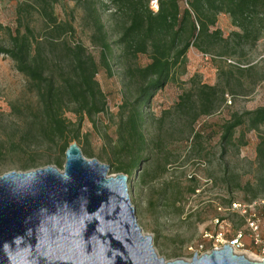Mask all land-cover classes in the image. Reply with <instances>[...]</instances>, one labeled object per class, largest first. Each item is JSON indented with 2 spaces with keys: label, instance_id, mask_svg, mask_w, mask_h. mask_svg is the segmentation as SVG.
<instances>
[{
  "label": "rangeland",
  "instance_id": "374dc122",
  "mask_svg": "<svg viewBox=\"0 0 264 264\" xmlns=\"http://www.w3.org/2000/svg\"><path fill=\"white\" fill-rule=\"evenodd\" d=\"M96 3L102 23L115 40L111 31L117 21L113 17L115 6L110 0H96ZM84 4L85 0H60L53 5V15L72 25L73 32L67 34L66 39L82 43L98 64L96 80L106 96L107 113L94 119L96 127L84 121L81 130L90 142V147L82 150L98 156L108 143L106 137L109 140L116 137V114L123 98L134 94L133 91L126 93L122 66L117 63V49L114 48L115 59L111 63L112 75L109 76L101 66L99 48L90 42L92 30L84 20ZM17 16H26L36 34H43L40 16L44 15L34 0H0V46H8V30H15ZM215 28L224 37L235 31L224 14L218 15ZM136 63L143 66L148 60L141 55ZM232 68L242 72L234 73ZM228 69L233 71L230 73L233 88L224 95L225 101L218 97L209 115L190 123L191 114L186 115L176 108L179 96L193 91L194 83L216 85L218 71L227 72ZM31 100L26 79L16 72L7 57L0 55V176L11 171L21 172L19 166L28 158L27 154H15L8 145L11 139H17L20 128L19 122L10 114L9 105L18 101L26 106ZM263 107L264 35L254 44L243 45L241 52L228 56L218 51L204 54L191 48L184 71L150 101L145 110L144 127L148 145L144 159L147 162L141 165L136 176H127V188L137 224L144 235L151 237L158 257L167 262L190 261L194 254L198 255V246L203 247L201 252H210L214 247L229 245L230 240L241 234V246L234 248L233 253L253 262L264 259V178L256 171V146L258 135L264 136V126L258 132L239 128L235 138L242 135V141L237 142V146L222 148L220 143L221 127L233 114ZM66 116L74 120L73 115ZM242 142L244 146H240ZM40 148V157L49 158L53 154L49 147L43 145ZM165 159L167 165L161 171ZM64 161L65 158L63 164ZM108 168V174L115 175ZM144 174V182L138 180ZM236 177L241 186L238 189L234 185ZM255 181H261V184L255 186ZM247 183L251 184L248 189ZM193 185L195 191L191 193ZM228 202H231L230 206ZM250 221H255L256 230L250 228ZM217 235L221 237L216 240Z\"/></svg>",
  "mask_w": 264,
  "mask_h": 264
},
{
  "label": "trees",
  "instance_id": "16d2710c",
  "mask_svg": "<svg viewBox=\"0 0 264 264\" xmlns=\"http://www.w3.org/2000/svg\"><path fill=\"white\" fill-rule=\"evenodd\" d=\"M58 1L34 0L44 15L40 16L43 34H36L26 16H17L15 30H8V46H0V55L7 57L16 72L26 79L28 94L33 99L26 106L18 101L9 105L10 114L20 128L17 139H11L8 145L15 154L28 157L19 166L21 172L50 165L62 169L65 151L75 143L86 158L107 164L113 174L133 177L140 164L147 162L145 110L153 97L184 71L188 51L191 48L204 54L218 51L228 56L241 52L243 45L254 44L264 35V0H187V7L182 0H157L156 12L150 9L151 0H110L115 6L113 17L117 18L111 30L115 40L102 23L96 0H85L84 20L92 30L90 42L99 48L101 66L112 75L111 63L115 59L114 48L117 49L126 93L134 94L123 98L118 107L115 139L106 137L108 143L102 153L94 156L82 150L90 147L88 136L81 134L82 124L89 121L96 127L94 119L107 113V99L96 80L95 58L82 43L66 39L73 32L72 25L53 15V5ZM220 14L228 16L235 28L227 37L215 28ZM141 55L147 58L146 65L136 63ZM232 69L234 73L242 72L239 68ZM230 73L231 69L219 70L214 86L194 83L193 91L179 96L176 108L191 114L190 123L209 115L217 98L224 102V95L233 88ZM67 114L73 115L74 120L67 118ZM261 126L264 107L233 114L221 127L222 148L242 141V135L235 138L239 128L258 132ZM258 139L256 171L264 178V136L259 134ZM43 145L53 152L49 158L39 156ZM167 161L162 163L161 171ZM145 177L146 174L141 175L138 180L144 182ZM260 184L261 181H255L254 185ZM234 185L236 189L241 187L238 177ZM245 187L248 189L251 184ZM194 191L195 185L190 192Z\"/></svg>",
  "mask_w": 264,
  "mask_h": 264
},
{
  "label": "water",
  "instance_id": "95a60500",
  "mask_svg": "<svg viewBox=\"0 0 264 264\" xmlns=\"http://www.w3.org/2000/svg\"><path fill=\"white\" fill-rule=\"evenodd\" d=\"M64 158L62 171L46 166L0 176V264H264L229 245L165 261L137 224L127 175H109L75 143Z\"/></svg>",
  "mask_w": 264,
  "mask_h": 264
},
{
  "label": "built area",
  "instance_id": "2783aa9c",
  "mask_svg": "<svg viewBox=\"0 0 264 264\" xmlns=\"http://www.w3.org/2000/svg\"><path fill=\"white\" fill-rule=\"evenodd\" d=\"M182 2L186 5L187 0H182ZM149 6H150V9H151L152 11L156 12L157 9H158V3H157V0H151ZM186 7H187V5H186ZM249 226H250V228H252L253 230H256V229H257V226H256V224H255V221H250ZM205 237H206V238H209V239H212L211 236H205ZM220 237H221V235H217V236H216V240L219 239ZM241 239H242V236H241V234H239V235L236 236L233 240H230V242H229V246L232 248V250H233L234 248H238V247L241 246ZM202 249H203L202 246H198V251H196V252L198 253V256H201V255L206 254V253H210V252L213 251V250H219V249H221V247H218V248H217V247H214L210 252H204V253L201 252ZM189 250H192V248H190ZM262 252L264 253V242H262ZM196 255H197V254H196ZM263 260H264V259H263Z\"/></svg>",
  "mask_w": 264,
  "mask_h": 264
}]
</instances>
